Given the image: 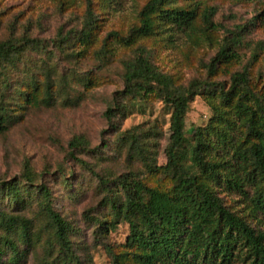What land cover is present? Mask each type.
Instances as JSON below:
<instances>
[{
  "label": "rangeland",
  "instance_id": "rangeland-1",
  "mask_svg": "<svg viewBox=\"0 0 264 264\" xmlns=\"http://www.w3.org/2000/svg\"><path fill=\"white\" fill-rule=\"evenodd\" d=\"M89 1L95 20L91 41L86 46L75 44L77 57L66 56L55 43L59 34L81 31ZM146 1L0 0V41L23 37L41 41L44 50L28 52V59H46L55 67L54 79H65L56 85L52 106L26 107L0 133V179H21L28 169L36 185L50 190L54 210L73 228L70 241L77 262L70 264H114L113 257L125 251L128 226L120 220L113 223L108 202L121 195L113 184L117 178H135L160 189L171 185L168 175L149 172L140 160L128 158L127 136L140 134L148 143L151 162L156 166L167 162L170 109L154 95L135 102L121 96L124 64L134 58L138 46L147 50L152 64L176 85L205 81L228 87L229 76L246 68L251 85L263 90L264 0H175L174 6L195 10L192 31L165 29L130 46L108 38L111 32L126 37L139 24ZM204 11L211 12L212 27L203 23ZM241 27V44L234 49L238 61L220 65L214 75H208L207 65L220 46ZM34 70L41 79L38 68ZM118 104L123 111L117 110ZM211 117L205 95H196L185 116V137L190 138L194 128L206 126ZM77 137L88 143V151L74 152L76 160L85 164L69 155L68 144ZM216 190L231 211L247 214L251 226L264 229V216L253 219L246 209L253 189L245 188L246 197L223 185ZM0 208L31 220L34 227L33 242L27 247L19 245L25 252L18 264H46L58 256L57 248L48 258L44 251L46 221L36 199L24 204L4 199ZM7 258L8 253L3 254L2 264H12ZM242 260L243 255L235 257L231 264H243ZM117 264L136 263L120 258Z\"/></svg>",
  "mask_w": 264,
  "mask_h": 264
},
{
  "label": "trees",
  "instance_id": "trees-1",
  "mask_svg": "<svg viewBox=\"0 0 264 264\" xmlns=\"http://www.w3.org/2000/svg\"><path fill=\"white\" fill-rule=\"evenodd\" d=\"M174 1L147 0L139 13V24L126 37L111 32L108 38L130 46L165 29L192 31L195 10L174 6ZM210 15V11L202 13L207 28L212 27ZM94 24L89 1L81 31L59 34L55 46L66 56L77 57L75 44L86 46L91 41ZM242 29H235L225 39L207 65L208 75H214L220 65L238 61L234 49L241 44ZM43 50L41 41L26 37L0 41V133L6 132L26 107L53 105L56 85L65 81L64 76L56 81L55 67L49 66L46 59L30 60L27 56L30 51ZM136 51L134 58L124 64L121 96L130 102L150 95L159 98L170 109L169 138L164 166L151 162L148 143L140 134L127 136L128 158L140 160L149 172L168 175L171 185L160 189L123 177L113 182L121 193L118 200H108L113 223L120 220L129 230L125 251L115 255L113 263L129 258L136 264H231L243 255V264H264V229L251 226L247 214L231 211L216 190L223 185L246 197L245 188L253 189L246 209L253 219L264 216V86L260 92L255 90L246 68L229 76L228 87L205 81H193L187 87L176 85L171 76L152 64L143 46ZM196 95H205L212 117L206 126L194 128L186 138L184 120ZM120 109L118 104L117 110L123 111V107ZM68 147L75 160L76 150L89 149L80 137L71 140ZM4 199L13 204L38 201L46 221L47 258L58 249V256L46 264L77 262L70 241L73 228L54 210L50 190L36 185L28 169L21 179H0V201ZM0 227V264L5 253L7 262L18 264L25 252L19 245L27 247L33 242L32 221L0 208Z\"/></svg>",
  "mask_w": 264,
  "mask_h": 264
}]
</instances>
